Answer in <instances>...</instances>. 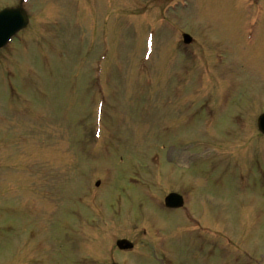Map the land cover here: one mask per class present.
I'll use <instances>...</instances> for the list:
<instances>
[{
  "label": "rangeland",
  "instance_id": "rangeland-1",
  "mask_svg": "<svg viewBox=\"0 0 264 264\" xmlns=\"http://www.w3.org/2000/svg\"><path fill=\"white\" fill-rule=\"evenodd\" d=\"M24 6L0 50V264H264V0Z\"/></svg>",
  "mask_w": 264,
  "mask_h": 264
},
{
  "label": "water",
  "instance_id": "water-1",
  "mask_svg": "<svg viewBox=\"0 0 264 264\" xmlns=\"http://www.w3.org/2000/svg\"><path fill=\"white\" fill-rule=\"evenodd\" d=\"M28 23V17L23 9L19 6L16 8L5 9L0 12V47L12 38L16 32L25 27ZM186 41H189L186 35L184 36ZM259 127L264 132V115L259 119ZM166 206L179 207L182 205V199L177 194H170L165 199ZM121 249L131 248L132 244L126 240H120L117 242Z\"/></svg>",
  "mask_w": 264,
  "mask_h": 264
}]
</instances>
